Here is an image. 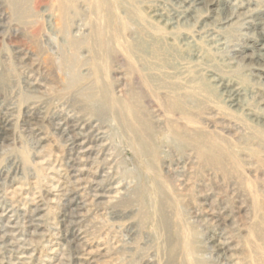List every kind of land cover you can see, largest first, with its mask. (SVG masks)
<instances>
[{
	"label": "rangeland",
	"instance_id": "374dc122",
	"mask_svg": "<svg viewBox=\"0 0 264 264\" xmlns=\"http://www.w3.org/2000/svg\"><path fill=\"white\" fill-rule=\"evenodd\" d=\"M178 1L0 0V264H264V0Z\"/></svg>",
	"mask_w": 264,
	"mask_h": 264
},
{
	"label": "bare ground",
	"instance_id": "6f19581e",
	"mask_svg": "<svg viewBox=\"0 0 264 264\" xmlns=\"http://www.w3.org/2000/svg\"><path fill=\"white\" fill-rule=\"evenodd\" d=\"M173 1V0H172ZM174 1H177V3H179V1L178 0H174ZM181 1V0H180ZM192 0H187V1H185L186 2V4L191 8L192 7V4H194V5H202V1L203 0H193L192 2H191ZM210 1H212V0H210ZM182 2V1H181ZM206 2V1H205ZM217 2V1H216ZM175 3V2H174ZM177 5V4H176ZM206 5V4H205ZM184 6V5H183ZM209 6V5H208ZM182 7V6H181ZM209 8H210V6H209ZM198 9V8H197ZM216 9V8H215ZM244 9H245V7H244ZM247 9V8H246ZM245 9V10H246ZM202 10H204V9H202ZM214 10V9H213ZM190 11V10H189ZM220 11H221V9H220ZM225 11V10H224ZM241 11V10H240ZM239 11V12H240ZM246 11H248V9L246 10ZM191 12V11H190ZM228 12V11H227ZM237 13V14H241V12L240 13ZM243 12V11H242ZM259 12V11H258ZM244 13H245V11H244ZM243 13V14H244ZM256 13V12H255ZM246 14V13H245ZM258 14V13H257ZM222 15V14H221ZM232 15V14H231ZM162 16V15H161ZM164 16H165V14H164ZM240 16H242V15H240ZM227 17V16H226ZM230 17V16H229ZM244 17V16H243ZM160 18V17H159ZM170 18V17H169ZM232 18H233V16H232ZM256 18V17H255ZM222 19V18H221ZM231 20V19H230ZM235 20V19H234ZM259 20V19H258ZM230 23V22H229ZM168 24V23H167ZM227 24V23H226ZM258 24V23H257ZM223 25V24H222ZM249 25V24H248ZM260 25V24H259ZM259 28V27H258ZM262 28V27H261ZM100 32H98V34H99ZM261 33V32H260ZM259 36H261L260 34H258ZM264 36V35H263ZM256 37H257V35H256ZM263 41H264V39H263ZM251 44V43H250ZM252 46V45H251ZM249 47H250V45H249ZM252 48H254V46L252 47ZM241 50V49H240ZM244 50V49H243ZM253 50V49H252ZM257 51V50H256ZM248 52V51H247ZM249 54V53H248ZM250 59H249V61L250 62H256L257 63V61H258V63H259V59H262L263 57H264V44H262L261 43V46L259 47V49H258V52H256V54L254 53V54H251V55H249L248 56ZM264 59V58H263ZM243 63H244V61H243ZM249 63V62H248ZM248 63H246V64H248ZM260 64V63H259ZM258 64V65H259ZM262 64V63H261ZM259 67V66H258ZM262 67V66H261ZM252 69H254V68H252ZM261 70V69H260ZM253 71V70H252ZM256 71H257V69H256ZM255 72V71H254ZM256 73V72H255ZM258 74V73H257ZM264 75V74H263ZM260 76V75H259ZM263 79V78H262ZM100 83V82H99ZM93 84V83H92ZM95 84V83H94ZM223 85V84H222ZM99 86L101 87V83L99 84ZM228 86V85H227ZM227 86H225V87H227ZM103 87V86H102ZM104 88V87H103ZM228 88V87H227ZM230 88V87H229ZM220 90V89H219ZM225 90V89H224ZM223 90V91H224ZM227 90V89H226ZM170 91V90H169ZM229 91H232V90H229ZM235 91V90H234ZM237 91V90H236ZM92 92V91H91ZM131 93H133L132 91H131ZM135 93V92H134ZM170 93H171V91H170ZM233 94H234V92H232ZM91 94V93H90ZM226 94V95H225ZM224 95L225 96H227V93H225ZM232 94V95H233ZM236 94H237V92H236ZM95 97H97L95 94H93ZM94 96H91V97H88V102H89V106H91L92 108H96L97 110H98V112H100V113H97V114H101L100 116L102 117V114L105 116V114H106V112H107V110H106V107L104 106V104H103V99L102 100H100L99 98H95ZM139 96V95H138ZM225 96H224V99H225ZM235 96V95H234ZM85 97V96H84ZM105 98V97H104ZM125 98V97H124ZM127 98V97H126ZM134 98V97H133ZM235 98V97H234ZM80 100V99H79ZM236 101V100H235ZM128 102V101H127ZM232 102V101H231ZM233 102H234V100H233ZM188 103V102H187ZM228 103V102H227ZM186 104V103H185ZM229 105H231V103L229 104ZM85 106V105H84ZM134 106V105H133ZM185 106H188V105H185ZM131 109V108H130ZM97 110H95V111H97ZM94 111V110H93ZM88 112V111H87ZM136 112V111H135ZM94 113V112H93ZM95 114H96V112H95ZM36 120V119H35ZM28 121V120H27ZM4 123V122H3ZM1 125H2V123H0ZM5 126V125H4ZM6 129V128H5ZM170 130H171V128H169ZM4 130V129H3ZM172 131V130H171ZM2 133V132H1ZM96 133V132H95ZM173 134H175L174 132L172 133V135ZM91 138V137H90ZM184 138V137H183ZM177 139H178V136H177ZM181 139V137L178 139V140H180ZM145 142V141H144ZM182 142V141H181ZM183 142H185V141H183ZM136 147V146H135ZM137 150V149H136ZM121 164V163H120ZM148 168V167H147ZM145 169V168H144ZM153 184V183H152ZM143 186V185H142ZM143 188V187H142ZM141 188V189H142ZM135 190H136V188H135ZM134 190V194L136 195L137 193H135L136 191ZM133 193V192H132ZM97 194H98V192H97ZM133 194V195H134ZM141 194V193H140ZM95 195V194H94ZM134 195V197L136 198V196ZM153 195V194H152ZM133 197V196H132ZM129 198H130V195H129ZM129 198H127V199H129ZM130 199H132L131 201L133 202H135L136 200H133L134 198H130ZM129 199V200H130ZM123 200V199H122ZM139 200V199H138ZM34 201V200H33ZM128 201V200H127ZM130 202V201H129ZM132 202H130V203H132ZM141 202V201H140ZM165 202V201H164ZM120 203H121V201H120ZM125 203V202H124ZM38 204V203H37ZM69 204V203H68ZM127 204H128V202H127ZM127 204H126V206H127ZM137 204L138 203H136V206H137ZM122 205V204H121ZM39 206V205H38ZM131 206H132V204H131ZM139 206V205H138ZM69 207V206H68ZM72 207V206H71ZM138 208V207H137ZM166 209V208H165ZM141 211H142V209H141ZM138 212H140V211H138ZM162 213H165L164 211H162ZM145 214V213H144ZM164 215V214H163ZM166 215V214H165ZM139 216H140V214H139ZM61 217V216H60ZM138 217V216H137ZM136 217V218H137ZM171 218V217H170ZM62 219V218H61ZM166 221V220H165ZM138 223V222H137ZM169 227H170V225H169ZM162 229H163V227H162ZM166 230V229H165ZM178 234V233H177ZM166 235H168V234H166ZM167 240V239H166ZM168 248V247H167ZM162 251V250H161ZM166 253V252H165ZM178 253V252H177ZM176 253V254H177ZM159 254V253H158ZM169 254V253H168ZM123 256V255H122ZM176 256V255H175ZM161 257V256H160ZM176 258V257H175ZM163 259V258H162ZM132 260V259H131ZM145 260V259H144ZM143 260V261H144ZM148 261V260H147ZM140 262V261H139ZM47 264V263H46Z\"/></svg>",
	"mask_w": 264,
	"mask_h": 264
}]
</instances>
